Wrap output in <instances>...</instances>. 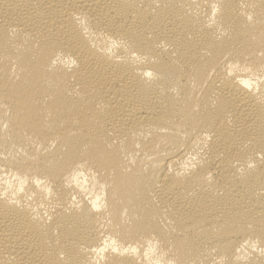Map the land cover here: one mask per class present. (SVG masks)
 Returning <instances> with one entry per match:
<instances>
[{
  "label": "bare ground",
  "instance_id": "6f19581e",
  "mask_svg": "<svg viewBox=\"0 0 264 264\" xmlns=\"http://www.w3.org/2000/svg\"><path fill=\"white\" fill-rule=\"evenodd\" d=\"M0 264H264V0H0Z\"/></svg>",
  "mask_w": 264,
  "mask_h": 264
}]
</instances>
